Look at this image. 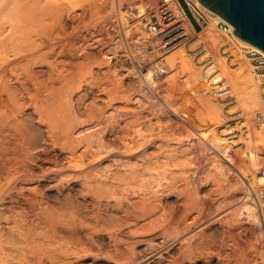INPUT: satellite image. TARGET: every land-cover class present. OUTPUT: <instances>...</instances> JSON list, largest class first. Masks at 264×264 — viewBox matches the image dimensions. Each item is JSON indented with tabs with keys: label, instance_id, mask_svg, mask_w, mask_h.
<instances>
[{
	"label": "bare ground",
	"instance_id": "1",
	"mask_svg": "<svg viewBox=\"0 0 264 264\" xmlns=\"http://www.w3.org/2000/svg\"><path fill=\"white\" fill-rule=\"evenodd\" d=\"M108 1L113 6V0ZM195 1L214 22L222 20ZM59 2L0 0V264H133V245L148 242L152 236L162 237L166 241L164 249H168L178 235L193 228L198 218L193 214L190 182L184 176L186 166L191 164L185 157L186 149L193 145V135L206 140L213 134L215 139L208 142L212 146L208 148L212 152L210 167L220 178L231 170L236 172L245 185L238 207L224 214L225 225L239 234L250 230L252 244L261 240L264 122H253V114L260 109L259 84L249 60L238 51V46L249 44L233 33L232 26L229 36L210 27L197 32L188 49L178 48L173 69L185 71L193 89V82L201 86L204 63L210 60L229 89L218 85V78L205 81L206 85L201 83L202 87L211 92L214 103L225 105L230 92L235 99L221 114L202 111L194 118L193 105L168 106L173 118L160 122L163 117L158 114L151 124L150 115L155 113H149V123L141 108L131 104L138 98L140 107L145 100L157 111H164L141 88V79L140 86L127 82L126 86L120 78L123 72L120 77L114 76L117 63H112L111 54H105L113 48L103 53L102 61L80 62L84 51L68 42L62 14L67 6L61 13ZM124 16L127 18L125 14L120 18L125 21ZM141 16L139 8L136 19L141 21ZM100 39L96 38L95 45ZM193 45L199 47L193 50ZM220 48L229 52L230 64L226 55H214ZM166 60L170 64V59ZM123 67L125 76L133 74L131 66ZM96 73L103 76L100 81L104 80L105 87L94 92V87L101 85L94 82ZM154 75V67H148L146 81L156 87ZM90 94L86 105L84 99ZM107 109L122 118L123 124L108 123L110 118L104 119ZM183 113L191 119L179 118ZM193 121L194 126L204 121L197 132L193 131ZM221 141L233 147L222 146ZM249 173L253 181L247 180ZM238 184H229V189L234 190ZM168 187L181 189V198L174 203L162 199ZM167 238L175 240L167 244ZM191 238L193 234L186 240ZM102 256L108 260L100 259Z\"/></svg>",
	"mask_w": 264,
	"mask_h": 264
},
{
	"label": "rangeland",
	"instance_id": "2",
	"mask_svg": "<svg viewBox=\"0 0 264 264\" xmlns=\"http://www.w3.org/2000/svg\"><path fill=\"white\" fill-rule=\"evenodd\" d=\"M65 1L66 0H64L63 2V0H61V2H59L61 3L59 7H61L60 8L61 13L65 11L64 6H67L68 8L70 5V9H71L70 11L69 8L68 9L66 8V13H62L66 19L65 20V25H66L65 29L67 30V31L65 30V34L67 33L66 38L68 39L69 43H71L72 41L71 44H73L74 46L76 45L78 49L81 48L82 50L81 52L84 51L83 55L84 53L88 52L87 55L86 54L85 55L89 56L88 58L86 56L85 58H83L84 56L82 55L80 57V62L86 61V62L92 63L93 61L96 62L97 60L102 61L101 58H105L103 57V53L108 48H113L111 49V51L109 50L110 52H108L107 50L105 54L106 55L111 54L113 56L112 63L113 62L117 63V66H118L117 71H116L117 74L115 73L116 75L114 76H118V75L121 76L122 75L121 73L123 72L124 73L122 75L123 77L118 76L121 79L123 78L122 80L123 84L125 85L126 82L129 84L133 83L135 87H137V85L140 84L139 82L141 79L142 81V83L140 84L141 88H143V90L147 93V96L149 95V97L153 99L152 101H154L155 104H158L164 111L163 113L157 111V107H153V105H148L145 102V100L142 101L141 107H140L139 104L137 103L138 102V98H137L136 102L131 105L132 107H135V108L136 107L139 109L141 108L142 110L141 113L143 114V116L146 114L145 120L149 121V119L151 118L150 120L152 122L149 121V123L151 122V124H155L157 120L155 118L159 116L158 114H160V116L163 117L162 120H160V122H163V120H166L168 117L173 118V116H171L170 113H168L169 111L168 106H171L173 108L174 106L178 104H183V103L187 105L189 104L193 105V118H194V117H197L198 114H200L202 111H204L208 115L209 114L213 115L215 113L221 114L224 111L225 105H228L230 101L232 102L233 99H235L234 98L235 95L230 92L229 96L231 95L233 98L232 97L230 98L228 96V98L225 100V105L214 103L211 92L205 89V87H202L203 84H201V83H205V81H207V83H210V81H208L207 78L205 77V74H201V78H199L200 80L199 82H201L199 84L201 86H196L193 82V89H192V86L187 81V73L181 70L180 68L173 69L175 58H178L177 57L178 48L188 49V44L189 45L193 44V41L190 42L191 39L194 40L198 37L197 32H203L208 27H210V28H213L217 33H220V35H223V36L230 35V34H224L223 32H221L216 26L217 22H214L213 19H211V22L209 23V25H206L202 29L193 32L190 40L186 44L180 46L181 48L178 47L175 50H173L171 53H168L169 55H165L163 62H164L166 71L160 77H156V78L153 77V80L156 83V87H153L149 80L146 81L147 79L145 77V73L147 72L148 67L149 68L151 66L154 67V64L158 60V53H156L155 51H153L154 52L153 53L151 51L150 39H149L150 37L148 36L147 30H146V27H147L146 20H148L147 19L148 14L151 13L152 10L156 9L161 3H164V2L170 3L171 1H174V0H113L114 2L113 6L110 5L108 0H75L76 2L71 1V0H68L66 2ZM69 2H74V4L77 3L80 5V7L78 5H75V6H78L77 8L75 6L73 7L72 5L74 4L73 3L69 4ZM62 3L64 5H62ZM65 3L69 5H65ZM181 3L184 6V3L183 2ZM139 8L141 9V13L144 16V17L141 16L143 18L139 17L141 18L140 19L141 21H139V19H136ZM74 9L77 13L74 11ZM68 10L71 12L70 13L71 15L68 13L69 12ZM116 14L119 15V18H120V15L122 17L124 14L127 15L128 19L125 18L126 16H124L125 21L123 19L121 20L120 18L121 23H122V28L118 27V25L115 23ZM68 16H70L69 17L70 19L72 18V20L68 19L69 22L67 21ZM76 16L77 18L79 16L78 19L80 18L81 19L78 21L77 19H75ZM74 19L76 20V22ZM129 24H131V26ZM128 25L130 26L129 31L131 33H129V31L126 29L128 28ZM71 26H73L74 29L71 28ZM136 27L140 29H137ZM135 29H137L138 31H136ZM71 30L73 31L72 32L73 36L70 35ZM139 31L141 32L142 35L137 33ZM139 35H141L142 37V38L140 37L141 39L139 37H138L139 39L136 38V36H139ZM96 38L98 39L101 38L100 41H98L99 43H97L99 45L96 44L97 46L95 45ZM74 39L76 40V42L74 41ZM92 44H94L95 46ZM198 47L199 46L194 47L193 45L191 49L194 50ZM238 47H237L238 51L241 50L240 54L243 55L246 61H248L245 55V52H244L245 47L244 46H238ZM99 49L102 51L99 52ZM89 51H91L92 55L90 54ZM218 51L220 52V54ZM224 51H225L224 49L220 48V50H217L218 54H214V55H218V56L220 55L219 57H222V58H224V56L226 55L227 57H225V60L227 59V63H229L231 61V59L228 58L230 54L228 55L229 52L225 51L227 53H224ZM96 52L100 54V57L98 56L99 54H97ZM93 53L96 54L95 57L96 56L98 57L95 58ZM168 58L170 59V64L168 60H166ZM119 62L123 63V65L119 64ZM176 64L178 65V63ZM126 65L127 67L131 66L129 68H131V70L133 71V74L130 73L129 75L127 74V76H125L126 71H124V69H121V66L123 67ZM250 68H251V71L254 77L256 78L252 70V67ZM203 71L204 72L202 73H205L204 67H203ZM213 71H209V73L207 74L208 79L212 80L213 78H216V79L218 78L220 80H218V82L216 80L215 82L218 83V85L223 84L222 86H224L226 89L227 88L229 89V85L225 81V79H223V75L217 72V70L214 71L215 73ZM99 74L96 73L97 76L94 75V78L97 77L96 79H94L96 80L94 82L95 83L97 82L101 85L98 86V84L96 83L97 87H94V90H93L94 92L97 91V88L99 89L105 84L104 80H102L103 82L100 81L103 78V76ZM133 76H134V79H133ZM220 76L223 80L219 78ZM118 77L116 78L119 79ZM172 77L174 80H172ZM204 85H206V83ZM103 87H105V85ZM90 96L92 97V94L88 95L84 99V104L86 103L89 104L90 101L88 100L91 99ZM259 100H260V93H259ZM149 113H155V115L154 116L150 115V118H149ZM113 114L114 113H112V110L110 109L105 110L104 119L110 118L108 123L110 124L114 123L113 125L123 124V120L120 122L122 118L117 117L116 114L115 115ZM184 115L185 114L183 113L179 118H185L187 120L191 119L190 115H187V117H184ZM114 116L116 118H114ZM83 118L85 119V117ZM252 118H253L254 123L256 122L258 124L259 122L260 123L264 122V111H263L261 100H260V109L253 114ZM111 120H113V122ZM203 123L204 121L198 122V126H194L195 123L193 121V131L197 132L198 129L202 127ZM81 126H86V124L80 125V127ZM87 126H90V125H87ZM215 135L218 136L217 131L215 132ZM212 139H215V137H213V134H211L206 140H202V138L200 139L199 137H195L193 135L191 137V142H193V145H191L190 147L186 149L187 155L185 157V161L188 160L191 162V164L189 166L188 165L186 166V172L184 176L187 177L188 182H190L189 191L193 194V214L195 215L198 214V218L195 224L193 225V228H191L190 231L188 230V232L186 231L183 234L185 235L191 232L187 236H190L191 234H193V239L191 238V241L190 239L186 240L187 236L185 237L183 234H181L182 236L181 235L177 236L176 240L178 241H176L175 238L174 239L167 238L168 240L170 239L169 241L167 240L168 241L167 244L171 242L172 240H175L174 241L175 243L173 242V244H171V246H169L168 249H164L166 247L165 246L166 241L164 242V239L162 237L152 236L151 240L153 239L154 241L148 240V242L144 241V242H140L139 244L133 245L134 251L136 248V252H135L136 255H133L135 256L134 260L136 259V261H134L133 264H248L250 263V262H247L248 260L251 261L253 264H264V250H263L264 244H262V241L264 243V235L260 238L261 240L263 238L262 241L259 240L255 244H252L253 242L250 241L251 238L249 236L250 230L246 231L247 230L246 229L244 231L245 233L243 232V234H239L238 231L234 227L229 228L226 226L227 224L225 225V218H224L225 215L224 214L238 207V205L240 204V199L245 195L246 190H245L244 183H242L240 177L238 176L236 172L231 170L227 174L226 177L220 178V176H218L212 169L213 167H210L212 163L211 162L212 152H210L208 148H211L212 146L210 147L208 142L211 143L210 140ZM205 142L208 145L204 147L203 144H205ZM221 142H222L221 144L222 146H227V147L229 146V148L233 147V146L231 147V144L229 143H226L223 141ZM199 144L201 145L198 146ZM234 149H236V147H234ZM237 149H238V146H237ZM252 176L253 174L249 173L247 175V180L249 179L248 181H253L254 179ZM237 181L239 182V184L235 186L236 188H234V190L229 189V184L237 182ZM179 183H181V181L178 179L177 184ZM174 189H175L174 187H168L167 190L162 193L163 194L162 199H164L165 202L168 200H171L168 202L174 203L175 201L181 198V195L178 194V192H180L181 189L179 188L176 191H174ZM212 219L214 220L211 221ZM259 221H260V218H259ZM250 224L251 223H247V226L248 227L253 226ZM261 228L263 231L264 230L263 227ZM188 245L192 247H189ZM188 248L190 249L188 250ZM190 250L192 252H190ZM180 251L182 252V255H180L181 254ZM179 255H180V258L183 260V262L180 260V258H177ZM183 255L188 256V257H185V256L183 257ZM136 256H138V258ZM105 257L106 256H102L100 259L103 258L102 260H108V258H105ZM176 259H177L176 261L177 263L174 262ZM252 259L254 260V262Z\"/></svg>",
	"mask_w": 264,
	"mask_h": 264
},
{
	"label": "built area",
	"instance_id": "3",
	"mask_svg": "<svg viewBox=\"0 0 264 264\" xmlns=\"http://www.w3.org/2000/svg\"><path fill=\"white\" fill-rule=\"evenodd\" d=\"M147 19L146 30L150 37L151 51L159 54L154 64V77L156 78L162 76L164 70L166 71L163 62L165 55L186 44L196 31L191 21L202 29L211 22L212 17L195 0H174L170 3H161L148 14ZM115 23L122 28L118 14L115 15ZM216 26L221 32L230 34L231 27L225 21H217ZM244 52L258 81L264 111V51L249 44L244 48ZM203 67L205 77L211 81L207 74L214 70L212 62L206 61Z\"/></svg>",
	"mask_w": 264,
	"mask_h": 264
},
{
	"label": "water",
	"instance_id": "4",
	"mask_svg": "<svg viewBox=\"0 0 264 264\" xmlns=\"http://www.w3.org/2000/svg\"><path fill=\"white\" fill-rule=\"evenodd\" d=\"M234 28L244 42L264 51V0H198Z\"/></svg>",
	"mask_w": 264,
	"mask_h": 264
},
{
	"label": "crops",
	"instance_id": "5",
	"mask_svg": "<svg viewBox=\"0 0 264 264\" xmlns=\"http://www.w3.org/2000/svg\"><path fill=\"white\" fill-rule=\"evenodd\" d=\"M191 24H192V26L194 27V29H195L196 31L200 30V29L198 28V26H197L194 22L191 21Z\"/></svg>",
	"mask_w": 264,
	"mask_h": 264
}]
</instances>
